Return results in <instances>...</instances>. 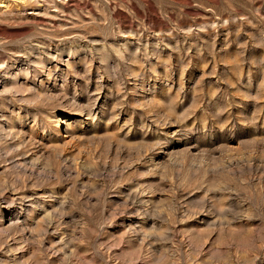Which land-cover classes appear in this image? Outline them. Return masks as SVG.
<instances>
[{"label": "rangeland", "instance_id": "obj_1", "mask_svg": "<svg viewBox=\"0 0 264 264\" xmlns=\"http://www.w3.org/2000/svg\"><path fill=\"white\" fill-rule=\"evenodd\" d=\"M0 264H264V0H0Z\"/></svg>", "mask_w": 264, "mask_h": 264}]
</instances>
